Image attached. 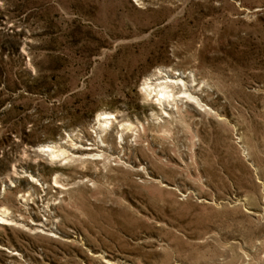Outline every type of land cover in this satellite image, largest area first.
Segmentation results:
<instances>
[{
    "label": "rangeland",
    "instance_id": "rangeland-1",
    "mask_svg": "<svg viewBox=\"0 0 264 264\" xmlns=\"http://www.w3.org/2000/svg\"><path fill=\"white\" fill-rule=\"evenodd\" d=\"M0 217V264H264V0H0Z\"/></svg>",
    "mask_w": 264,
    "mask_h": 264
},
{
    "label": "bare ground",
    "instance_id": "bare-ground-1",
    "mask_svg": "<svg viewBox=\"0 0 264 264\" xmlns=\"http://www.w3.org/2000/svg\"><path fill=\"white\" fill-rule=\"evenodd\" d=\"M176 85H177L176 80L164 78L163 82H159L158 84L154 85L152 90H150V88L152 86L147 85L146 93L149 95L150 92L153 91L154 96L156 97L155 100L159 104L162 102H168L169 100L173 101V97H174L173 90L175 89ZM114 119H115V117H113L112 114H102V115H100L99 122L101 123V125L103 127H107L108 125L112 124V121H115ZM40 152H43V154L47 153L46 155L51 157V159L57 158L62 154V152H60V151H58L52 147H43V148H41ZM3 221H7V220L4 219L3 217H0V224H3L2 223Z\"/></svg>",
    "mask_w": 264,
    "mask_h": 264
}]
</instances>
